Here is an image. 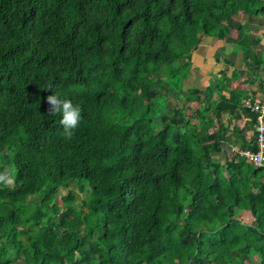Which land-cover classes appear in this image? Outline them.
<instances>
[{"label":"trees","instance_id":"obj_1","mask_svg":"<svg viewBox=\"0 0 264 264\" xmlns=\"http://www.w3.org/2000/svg\"><path fill=\"white\" fill-rule=\"evenodd\" d=\"M263 34L264 0H0V171L15 179L0 186V264H264V166L225 161L233 114L255 120L248 91L224 94L233 70L203 86L188 59L230 45L263 89ZM163 84L225 143L181 123ZM48 85L83 109L71 140Z\"/></svg>","mask_w":264,"mask_h":264},{"label":"rangeland","instance_id":"obj_2","mask_svg":"<svg viewBox=\"0 0 264 264\" xmlns=\"http://www.w3.org/2000/svg\"><path fill=\"white\" fill-rule=\"evenodd\" d=\"M246 21L247 19L242 14L234 17V20L232 22V30H231L232 32L231 33L233 35L238 36L239 25H243L244 23H246ZM259 28H261V26H259ZM249 30H250V36L253 37L254 31L252 29H249ZM208 44H206L205 46L201 45L200 47H198L197 50H194L193 53L191 52L190 56L188 57V59L190 60L193 66L191 73H194L200 79L203 77V82H202L203 86H205L206 84L213 83L215 80L216 81L220 80L222 78V74L220 71L226 70L228 74H230L233 70L235 82L234 84L225 83L226 87L224 88L225 89L224 91L226 92L229 89H239L240 85H241V88L243 86L246 88H249L250 82L252 80L251 78L252 76L248 73V71L245 68L241 67V61L239 60L238 55L236 56L234 52L232 51V47L230 45L221 46V49H222L221 50L220 48L215 49L216 48L215 45H210L212 47H209ZM261 48L262 46L260 47L259 45H257L255 47V53L260 54V51L263 50ZM213 55H216L218 58L215 59ZM225 58L229 59V61L233 63V68H230L232 67V65L230 66L226 62ZM242 89L245 90L244 88ZM157 90L159 91L158 94L168 95L166 99L167 108L173 109L176 107L180 109L179 114H177L176 117L177 119H179L181 123L188 121L189 123H191V126L194 129L205 130L208 133H214L222 129L221 131L222 137L219 140L217 139L216 141H220L221 143L224 142L223 137L225 134V129H224L225 126H223L221 122L219 123L213 122V121H209L208 119L199 120L197 117V113L195 111L194 103L185 102V100L183 99V95L179 96V94H175V91L167 87L166 84L161 85V87H159ZM170 109H166L165 112L159 116V120H161L162 123L167 122L170 119L171 117ZM238 112L239 111H236V115ZM238 116L240 117L239 119L237 120L231 119L229 122H230L231 127H237L239 131H241V134H242V132H244V130H246L247 129L246 127L248 126L247 125L244 126L245 122H244L243 114L240 115L238 113ZM234 117H237V116H234ZM224 152L223 153L221 152L220 154H215V155L213 154V155L215 158H218L219 156L221 157L222 154H225ZM235 156L236 155H233V151L231 150V153L228 152V156H227V159H225V161H230L232 159H235L234 158ZM74 190H76V188L73 182L68 181L64 183L60 187L59 193L56 196L57 203L59 205H62L60 196L64 195L67 191H74ZM82 197H83V193L79 192L78 198L71 201V203L79 204ZM237 216L238 218H241L244 221L245 220L248 221V216L245 214L241 213V214H238ZM252 261L257 263L259 262V258L254 255L252 257Z\"/></svg>","mask_w":264,"mask_h":264},{"label":"clouds","instance_id":"obj_3","mask_svg":"<svg viewBox=\"0 0 264 264\" xmlns=\"http://www.w3.org/2000/svg\"><path fill=\"white\" fill-rule=\"evenodd\" d=\"M45 89H47L48 91H50L52 93L50 95H47V97L45 98V102L48 105V108L46 110V114L49 116H55V115L59 114L60 117H62L59 120V123L63 127L62 134L66 140H71L75 134V130L78 128V126L80 124V121L82 118L81 113L83 111L82 107L79 104H73L71 99H62L60 96V93L53 91L52 85L46 86ZM247 97H249V96H247ZM247 97H245V98H247ZM252 99H257V98H252ZM243 100H242V104H243ZM254 141H255V126H254L253 142ZM253 142L246 148L250 147L252 149H255L252 146ZM241 149L242 148L234 147L232 149V151L234 154L238 155L237 151L241 150ZM243 149H245V148H243ZM14 183H15V179L9 170L5 169L3 171H0V186L10 187V186L14 185ZM60 258H62V257H60ZM62 260H63V258H62ZM63 264H65L64 260H63Z\"/></svg>","mask_w":264,"mask_h":264},{"label":"built area","instance_id":"obj_4","mask_svg":"<svg viewBox=\"0 0 264 264\" xmlns=\"http://www.w3.org/2000/svg\"><path fill=\"white\" fill-rule=\"evenodd\" d=\"M243 105L256 115L254 121L256 148L241 149L237 153L255 166H264V91L260 98H245Z\"/></svg>","mask_w":264,"mask_h":264},{"label":"crops","instance_id":"obj_5","mask_svg":"<svg viewBox=\"0 0 264 264\" xmlns=\"http://www.w3.org/2000/svg\"><path fill=\"white\" fill-rule=\"evenodd\" d=\"M262 39H261V41H260V43L258 44L260 47L262 46V48L261 49H263L264 50V34L262 35V37H261ZM209 45V47H212V46H210V44H208ZM205 46V45H204ZM203 47V46H202ZM220 48V47H219ZM198 49V48H197ZM197 49H195V50H197ZM215 49H217V47L215 48ZM221 49V48H220ZM219 49V50H220ZM222 50V49H221ZM262 50V51H263ZM194 51V50H193ZM193 51H192V53H193ZM215 51H217V50H215ZM214 56V58L216 59V58H218L216 55H213ZM237 56V55H236ZM238 58H239V60H241V58H240V56H238ZM237 69H239V68H237ZM252 78V80H251V82H250V85H249V88H246V87H242V88H244L245 90H247L248 91V95L247 96H249V97H251V98H260L261 97V94L263 93V90H264V88L263 89H261L259 86H258V78H253V77H251ZM202 79H203V77H202ZM234 82H235V80L233 79V80H227L225 83L226 84H234ZM226 84H225V86H224V88L226 87ZM240 88L239 89H229L228 91H223L224 92V94L225 95H227L228 94V92L230 91V90H236V91H239V90H241L242 88H241V85L239 86ZM225 90V89H224ZM239 111V110H238ZM240 115H242L243 114V118H244V122H245V124H244V126H248V127H246L247 129L246 130H244V132H242V134H241V131H239V129L237 130V131H239V136L238 137H236L235 139H234V143H237L236 145L237 146H234V147H236V148H238V145L239 144H241L243 147H246V146H249L252 142H253V139H254V122H253V119L251 118V116H249V114H246V113H241V112H238ZM238 113H237V115H236V112L233 114V118L232 119H239L240 117L238 116ZM234 116H237V117H234ZM245 128V127H244ZM234 147H232L231 148V150L234 148Z\"/></svg>","mask_w":264,"mask_h":264},{"label":"water","instance_id":"obj_6","mask_svg":"<svg viewBox=\"0 0 264 264\" xmlns=\"http://www.w3.org/2000/svg\"><path fill=\"white\" fill-rule=\"evenodd\" d=\"M60 264H63V260H62V258H60Z\"/></svg>","mask_w":264,"mask_h":264}]
</instances>
